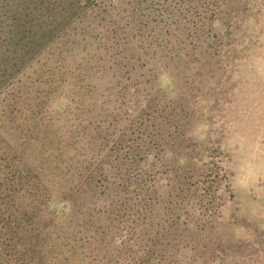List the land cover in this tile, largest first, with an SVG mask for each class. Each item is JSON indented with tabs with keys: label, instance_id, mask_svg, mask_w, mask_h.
Returning <instances> with one entry per match:
<instances>
[{
	"label": "trees",
	"instance_id": "1",
	"mask_svg": "<svg viewBox=\"0 0 264 264\" xmlns=\"http://www.w3.org/2000/svg\"><path fill=\"white\" fill-rule=\"evenodd\" d=\"M184 1L165 0L160 10L167 18L156 20L154 14L143 13L158 7L152 0H0V220L1 228L8 226L9 231V236L0 231V264H156L148 261L156 255L148 245L134 259L126 246L112 247L116 238L112 234L121 228L101 223L102 218L110 214L125 218L131 225L123 238L129 235L130 243L139 246L148 239L160 245L157 237L153 239L152 231L158 234L153 228L161 215H171L168 224L157 229L163 242L172 233L169 246L176 253L180 242H191L190 217L203 227L212 223L220 205L216 194L227 179L217 160L218 147H203L199 158L177 153L171 159L186 162L182 168L167 161L181 146V120L188 113L184 105L182 113H176L171 103L145 99L153 94L133 83L119 91L126 95L133 87L136 92L128 108L137 106L141 115L136 117L137 136H122L116 161L108 163L94 155L95 137L89 133L90 119L99 113L89 116L87 112L97 102L99 109L107 111L109 101L95 99L92 91L83 93L92 88V80L99 84L109 70L123 69L122 62L133 49L148 57L151 50L152 57L159 59V51L170 52L187 39L202 45L203 20L176 17L184 10ZM29 147L38 152L44 148L42 155H32ZM31 160L35 165L30 166ZM75 161L79 162L75 165ZM171 172L174 177L167 176ZM112 174L124 181L121 187L115 181L108 184ZM101 179L105 182L101 192L110 198L118 195L116 211L123 213L97 210L93 214L91 205L84 208L86 203L77 202L80 196H94L93 181ZM161 187L170 198L164 204ZM62 200L66 206L53 215L65 218L71 209V218L65 223L49 222L41 230L42 213ZM29 212V219L24 218ZM158 258L163 259L162 251Z\"/></svg>",
	"mask_w": 264,
	"mask_h": 264
},
{
	"label": "rangeland",
	"instance_id": "2",
	"mask_svg": "<svg viewBox=\"0 0 264 264\" xmlns=\"http://www.w3.org/2000/svg\"><path fill=\"white\" fill-rule=\"evenodd\" d=\"M152 1L157 2L158 7L153 5L151 9H144L143 13L154 14L156 20L167 18L166 12L160 10L163 9L165 0ZM190 1H184L182 4L184 10L180 15L176 13V17L203 20L205 24L203 28L200 27L201 38L204 40L202 45H193V42L187 39L184 40V44L180 43L181 46L170 52L159 51L157 55L160 56L159 59L152 57L151 50L148 51L151 54L148 57L138 48L133 49L132 56L129 57L131 54L129 52L128 58L123 60V69L109 70L106 77L99 79V84L92 80V88L88 87L83 93H87V90L92 91L95 93V99L109 101L105 105L107 111L99 109L101 104L97 102L94 104L96 107L92 105V110L87 112L89 116L99 113L90 119L89 133L95 137L92 145L94 155L97 158L102 157V160L108 163L116 161L117 142L122 136L130 138L137 136L139 120L136 117L141 115L137 106L133 109L128 108L130 99H134L133 95L136 92H133V87L126 95H119V91L133 83L137 89L146 88L148 93L153 94L145 99L152 98L160 104L171 103L176 113H182L181 105H184L188 113L181 120L184 124L182 129L184 135H178L181 146L176 148L175 154L167 157V161L174 167L182 168L186 166V162L181 164L172 162L171 158L177 153L182 157L188 153L199 158L198 154L203 147L207 149L218 147L220 151L217 160L227 174L224 182L226 186L216 194L219 198L216 201L220 205L212 223L204 227L201 223L199 225L194 223V217L189 218L188 227L191 230L187 235L188 238L191 236L189 239L191 242L185 244L180 242L177 253L169 246V243H172L170 242L172 233L169 232L168 239H164L163 242L160 237L162 232L157 229L161 225L166 226L171 215L168 217L161 215L157 221L158 225L153 228L158 234L152 231L153 239L157 237L161 246L149 239L139 246L130 243L129 235L126 233L128 236L124 238L123 236L125 229L131 224L115 214H110L106 220L103 217L101 223L110 224L109 227L114 228L124 227V231L113 229L116 232L112 235L116 238L110 245L126 246L125 250L130 252L126 253L132 259L136 256L140 258L148 245L156 254L153 253L155 258L148 261L156 264L160 262V264H264V0ZM171 4L174 5V2ZM154 8H158L159 11H154ZM158 24V27H163L160 22ZM150 25L156 27L154 22ZM190 30H193V27ZM156 49L158 50L157 47ZM148 87L152 88L148 90ZM84 99H87L86 95ZM144 104L145 101L142 107ZM29 148L34 156L42 155L44 149L37 147L41 148L38 152L33 147ZM62 158L68 161V156ZM79 161H75V165ZM192 161L196 162L195 159ZM31 165H35L32 160ZM162 169L163 167H160L159 171ZM182 172L183 170L178 171L180 174ZM167 176L174 177V173L171 172ZM113 177L112 174L108 184L115 181V184L121 187L124 181ZM103 181L104 179L99 183L93 181L96 186L94 196L90 194L80 196L77 202L86 203L84 208L91 205L93 214L97 213V210L123 213L124 211H116L119 202L115 198L118 195L110 198L107 192H101L103 188L100 185L105 184ZM163 183L162 186L166 184ZM160 191H162L160 198L164 201L162 204L167 203L170 198L164 195L163 187ZM121 200L122 198L119 201ZM65 206L64 200L52 203L51 208L44 211L39 220L41 230L49 222L68 221L71 218V209L67 215L64 214L65 218L53 215L54 210L58 211ZM74 213L78 218L77 209ZM30 216L29 212L24 218ZM2 225L0 220L1 233L9 236L8 226L5 229L1 228ZM184 245L187 247L182 248ZM161 251L163 259L159 260Z\"/></svg>",
	"mask_w": 264,
	"mask_h": 264
}]
</instances>
